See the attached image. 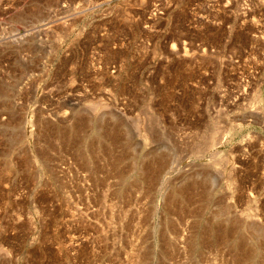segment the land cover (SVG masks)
Listing matches in <instances>:
<instances>
[{
  "label": "rangeland",
  "instance_id": "1",
  "mask_svg": "<svg viewBox=\"0 0 264 264\" xmlns=\"http://www.w3.org/2000/svg\"><path fill=\"white\" fill-rule=\"evenodd\" d=\"M0 264H264V0H0Z\"/></svg>",
  "mask_w": 264,
  "mask_h": 264
}]
</instances>
